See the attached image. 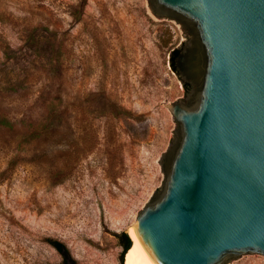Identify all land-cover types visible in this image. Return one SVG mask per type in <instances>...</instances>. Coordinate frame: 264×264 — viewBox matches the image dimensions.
Listing matches in <instances>:
<instances>
[{
  "label": "rangeland",
  "instance_id": "374dc122",
  "mask_svg": "<svg viewBox=\"0 0 264 264\" xmlns=\"http://www.w3.org/2000/svg\"><path fill=\"white\" fill-rule=\"evenodd\" d=\"M189 37L147 0H0V264H67L47 239L123 264L193 89L170 65Z\"/></svg>",
  "mask_w": 264,
  "mask_h": 264
},
{
  "label": "water",
  "instance_id": "95a60500",
  "mask_svg": "<svg viewBox=\"0 0 264 264\" xmlns=\"http://www.w3.org/2000/svg\"><path fill=\"white\" fill-rule=\"evenodd\" d=\"M147 1L190 35L174 67L193 89L167 105L177 139L135 234L154 264L264 258V0Z\"/></svg>",
  "mask_w": 264,
  "mask_h": 264
},
{
  "label": "bare ground",
  "instance_id": "6f19581e",
  "mask_svg": "<svg viewBox=\"0 0 264 264\" xmlns=\"http://www.w3.org/2000/svg\"><path fill=\"white\" fill-rule=\"evenodd\" d=\"M130 246L124 254L123 264H154L135 234L134 225L127 231Z\"/></svg>",
  "mask_w": 264,
  "mask_h": 264
},
{
  "label": "trees",
  "instance_id": "16d2710c",
  "mask_svg": "<svg viewBox=\"0 0 264 264\" xmlns=\"http://www.w3.org/2000/svg\"><path fill=\"white\" fill-rule=\"evenodd\" d=\"M176 53H177V50H174L172 52L171 57H170V65H171L172 69L177 72L176 68L174 67V63H173V58L176 55ZM121 238L123 240V242H122V246H123L122 255L124 258V254L126 253V251L129 248V245H130V238L125 233L121 234ZM47 242L64 257L66 263L68 264V259H67L68 250L65 247V245L62 244L61 242L57 241V240H54V239H47Z\"/></svg>",
  "mask_w": 264,
  "mask_h": 264
},
{
  "label": "flooded vegetation",
  "instance_id": "af4514ba",
  "mask_svg": "<svg viewBox=\"0 0 264 264\" xmlns=\"http://www.w3.org/2000/svg\"><path fill=\"white\" fill-rule=\"evenodd\" d=\"M182 47H183V45H182ZM182 47H181V48H182ZM181 48H180V49H181ZM180 49H177V53H176V55L178 54V51H179ZM176 55H175V56H176ZM175 56H174V58H175ZM174 58H173V63H174Z\"/></svg>",
  "mask_w": 264,
  "mask_h": 264
}]
</instances>
